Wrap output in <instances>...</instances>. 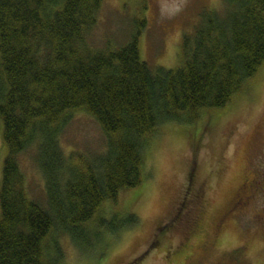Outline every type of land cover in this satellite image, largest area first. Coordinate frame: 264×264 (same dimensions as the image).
<instances>
[{"label": "trees", "instance_id": "obj_1", "mask_svg": "<svg viewBox=\"0 0 264 264\" xmlns=\"http://www.w3.org/2000/svg\"><path fill=\"white\" fill-rule=\"evenodd\" d=\"M101 5L102 0H0L6 149L0 264H63L57 254L60 232L91 252L92 237L101 235L97 228L107 225L110 238L137 223L134 204L140 194L133 192L150 179L148 150L157 129L170 122L196 124L202 112L213 113L262 86V77L255 81V76L264 68V0L204 7L182 37L175 67L142 56L143 19L126 43L90 46L86 36ZM76 110L98 122L106 139L103 149L65 153L60 137ZM190 134L192 144L200 145L199 130ZM32 146L43 175L44 203L28 192L19 164ZM108 201L120 202L121 223L107 221Z\"/></svg>", "mask_w": 264, "mask_h": 264}, {"label": "rangeland", "instance_id": "obj_2", "mask_svg": "<svg viewBox=\"0 0 264 264\" xmlns=\"http://www.w3.org/2000/svg\"><path fill=\"white\" fill-rule=\"evenodd\" d=\"M222 6L223 0H102L86 40L94 48L120 46L144 21L142 56L175 67L182 37L193 30L199 11ZM255 77H262L258 91L202 112L196 124L161 125L148 150L150 179L133 192L140 194L134 204L138 222L110 238L107 225L97 228L101 235L92 237L91 252L60 232L63 264H264V68ZM195 128L202 135L198 146L190 134ZM60 141L67 155L106 145L98 122L82 110L75 111ZM35 151L32 146L23 152L19 164L28 192L44 203ZM5 156L0 118V186ZM104 208L107 221H123L120 202L108 201ZM50 254L55 261V252Z\"/></svg>", "mask_w": 264, "mask_h": 264}, {"label": "flooded vegetation", "instance_id": "obj_3", "mask_svg": "<svg viewBox=\"0 0 264 264\" xmlns=\"http://www.w3.org/2000/svg\"><path fill=\"white\" fill-rule=\"evenodd\" d=\"M250 186H251V185H249V186H247V187L250 188ZM181 212H182V211H181ZM185 215H186V213H184V217H180V216H179V218H183V219H184V218H185ZM166 228H167V229L169 228V230H170V229H171V226L168 225ZM167 231H168V230H167ZM161 234H162V232H161ZM190 264H191V262H190Z\"/></svg>", "mask_w": 264, "mask_h": 264}]
</instances>
